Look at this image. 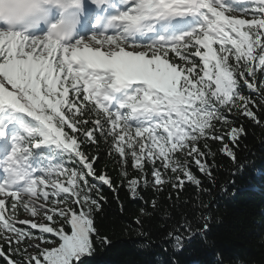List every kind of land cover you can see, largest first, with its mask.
Returning <instances> with one entry per match:
<instances>
[{
	"label": "snow or ice",
	"instance_id": "6c2138e0",
	"mask_svg": "<svg viewBox=\"0 0 264 264\" xmlns=\"http://www.w3.org/2000/svg\"><path fill=\"white\" fill-rule=\"evenodd\" d=\"M34 3L32 30L0 28V259L83 264L110 243L94 222L105 199L94 198V181L113 187L88 152L97 133L135 198L149 166L155 185L179 171L173 188L205 191L176 154L211 177L198 145L214 156L208 141H221L235 163L247 134L226 113L264 123L253 111L264 110V0ZM129 163L138 178H128ZM208 220L183 217L166 235L172 250L206 239Z\"/></svg>",
	"mask_w": 264,
	"mask_h": 264
},
{
	"label": "trees",
	"instance_id": "16d2710c",
	"mask_svg": "<svg viewBox=\"0 0 264 264\" xmlns=\"http://www.w3.org/2000/svg\"><path fill=\"white\" fill-rule=\"evenodd\" d=\"M244 94L250 93L244 89ZM253 96L260 102L259 95ZM253 111L264 120V110L256 107ZM226 115L233 126L243 125L247 133L239 147L233 148L235 163L220 151L222 142L211 139L208 145L214 156L207 155L203 142L198 145L206 153L201 159L211 166V177L200 173L192 157L176 154L182 162L187 160L205 191L187 182L183 188L178 184L173 188L176 176L182 178L179 171L163 173L172 182L155 185L149 166L148 184L141 181L133 198L121 175L119 158L109 153L108 145L97 133L98 143L87 146L88 152L98 157L94 164L97 175H106L113 187L94 181L99 189L98 194L93 193L94 198H105L100 201L101 211L94 222L99 234L110 243H97L92 255L83 258V264H264V123L258 125L244 117ZM217 127L220 135L228 130ZM241 165L243 170L237 171ZM126 169L129 179L138 178L130 163ZM89 180L92 182V178ZM201 214L209 218L206 239L197 236L182 251L174 252L171 241L166 239L169 230L183 217L192 219ZM141 243L150 246L142 248ZM164 248L168 251L164 252ZM0 264H4L2 259Z\"/></svg>",
	"mask_w": 264,
	"mask_h": 264
},
{
	"label": "clouds",
	"instance_id": "9594fccd",
	"mask_svg": "<svg viewBox=\"0 0 264 264\" xmlns=\"http://www.w3.org/2000/svg\"><path fill=\"white\" fill-rule=\"evenodd\" d=\"M35 8L34 0H0V28L32 30Z\"/></svg>",
	"mask_w": 264,
	"mask_h": 264
},
{
	"label": "rangeland",
	"instance_id": "374dc122",
	"mask_svg": "<svg viewBox=\"0 0 264 264\" xmlns=\"http://www.w3.org/2000/svg\"><path fill=\"white\" fill-rule=\"evenodd\" d=\"M178 155H180V156H184V154H182V153H177ZM23 218V217H22Z\"/></svg>",
	"mask_w": 264,
	"mask_h": 264
}]
</instances>
